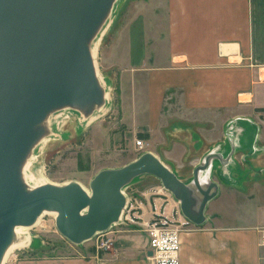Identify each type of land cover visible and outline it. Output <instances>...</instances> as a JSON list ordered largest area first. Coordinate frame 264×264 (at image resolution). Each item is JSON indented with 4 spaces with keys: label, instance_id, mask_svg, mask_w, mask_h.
<instances>
[{
    "label": "crops",
    "instance_id": "1",
    "mask_svg": "<svg viewBox=\"0 0 264 264\" xmlns=\"http://www.w3.org/2000/svg\"><path fill=\"white\" fill-rule=\"evenodd\" d=\"M131 2L123 0L115 14ZM135 4L137 15L125 32L112 37L105 56L116 71L132 79L137 73L143 81L141 92L131 98L129 117L149 134V141L158 143L150 153L164 163L159 153L179 160L194 148L201 157L191 161L192 178L195 168L211 155L210 170L201 176L204 185L208 178L211 181L209 171L223 167L222 161L235 154L264 152V120L254 114L264 108V0H137ZM243 96L249 99L242 100ZM227 112L230 125L241 129L237 139L231 138L226 120L217 125ZM245 166L255 169L243 162L234 169ZM167 167L187 183L176 167ZM145 176L149 175L131 185ZM255 179L241 178L237 191L212 181L218 192L198 226L183 217L178 202L161 183L151 194L145 190L136 213L144 222L157 214L179 226V264H264V247L258 243V229L264 227V193ZM162 191L169 194L166 199ZM118 226L121 235L112 227L107 230L112 241L108 250L95 249L91 239L73 245L74 255L65 264H147L143 230Z\"/></svg>",
    "mask_w": 264,
    "mask_h": 264
},
{
    "label": "water",
    "instance_id": "2",
    "mask_svg": "<svg viewBox=\"0 0 264 264\" xmlns=\"http://www.w3.org/2000/svg\"><path fill=\"white\" fill-rule=\"evenodd\" d=\"M116 1L0 0V263L14 229L33 226L43 212L55 213L57 232L73 245L106 232L125 207L123 189L143 175L159 180L183 217L197 226L217 195L214 182L201 181L211 155L195 168L190 183L150 152L100 170L88 191L75 182L28 188L21 177L23 163L48 134L52 113L68 108L88 117L105 104L91 43Z\"/></svg>",
    "mask_w": 264,
    "mask_h": 264
},
{
    "label": "rangeland",
    "instance_id": "3",
    "mask_svg": "<svg viewBox=\"0 0 264 264\" xmlns=\"http://www.w3.org/2000/svg\"><path fill=\"white\" fill-rule=\"evenodd\" d=\"M136 1L137 0H133V2L126 5L125 8H121L117 15L114 13L113 17H111L113 12L112 8L109 17L91 43L92 49L93 43L99 34L102 33L109 18H111L109 26L94 50V54L92 53L94 55L93 61L96 73L108 87V112L82 130H76L75 124L72 122H65L60 127L62 139L47 142L43 148L44 151H42L36 162L30 167L34 174H36L37 171L41 172L40 179L42 184L64 185L75 182L82 188L89 190L90 180L100 170L120 168L135 160L144 152H152L155 146H159L154 140L149 141L147 137L149 134L141 131L142 129L139 127L138 129L135 121L129 117L130 104L132 105L131 98L134 99V97L141 92L139 88L143 81L139 78L137 73L132 79V76H129L128 73L116 71V69L107 62L105 56V47L111 42L112 37L118 33L125 32L131 19L137 15L138 6L135 4ZM241 99L246 100L249 98L248 96H243ZM131 111H133L132 106ZM254 112L258 120L259 118H263L262 120H264V108H257ZM224 118H219V121H216L217 125L221 126L222 121L226 120L225 125L228 123L226 129L229 131L231 138L235 137V139H237V134H239L238 131L241 130L240 127L230 125L228 121L231 120L232 117L228 112ZM136 123L142 124L139 120L138 122L136 121ZM209 126L212 127L213 124H209ZM46 128L49 134V127L46 126ZM48 134L46 136H48ZM168 138H171L170 135H168ZM137 140L143 141V148H138L136 146L135 143ZM224 145L227 151L229 145L227 142ZM194 151L195 149L193 148V152L183 155L182 159L179 160L178 158L172 157L176 155L159 153V156L164 159L163 164H167L166 166H171L172 168L176 167L179 175L186 178L187 183H190L192 181L191 161H197L201 157V154ZM228 162L229 164L226 166L216 167L213 171H209L212 172L210 177L211 181L217 182L222 188L227 189V187H231L230 189H235V191H237L239 188L236 187L237 183H239L238 180L241 178L248 179L249 177L256 178V181L253 182H259L261 187L260 190L264 193L263 151L254 156L235 154ZM242 162L251 164L257 170H249L248 166L243 167L241 171L234 169L235 165L237 166L238 163ZM35 177H37V175H35ZM38 177H40V175ZM140 180L141 183L130 184L128 188L125 189V194L129 201L128 207H133L135 213L138 210V205L143 200V193L146 192L145 190H148L151 194L155 191V187L160 185L159 180L152 176H145V178H141ZM26 185L28 188H31L27 183ZM167 195L169 194L162 191L161 197L163 199H166ZM168 222L172 225H176L175 222ZM118 227L119 226H113L112 228L118 235H121L122 231L116 230ZM28 233L31 237L30 245L25 248L14 250L8 255L4 264H65V260L70 259L74 255L73 244L70 245L69 242L57 232L54 225V217L52 215L45 214L39 223L29 227Z\"/></svg>",
    "mask_w": 264,
    "mask_h": 264
},
{
    "label": "bare ground",
    "instance_id": "4",
    "mask_svg": "<svg viewBox=\"0 0 264 264\" xmlns=\"http://www.w3.org/2000/svg\"><path fill=\"white\" fill-rule=\"evenodd\" d=\"M122 1L123 0H117L116 1L115 5L113 7V12H112L111 17H113L116 8L118 7V5ZM110 20H111V18H109L107 24L105 25L104 29L102 30V33L99 34V36L97 37V39L93 43V47L91 49V52L93 54H94V50L97 47L102 35L104 34L105 30L109 26V24L111 22ZM93 54H92V56H94ZM94 66H95V64H94ZM98 78H99L100 84L102 85V87H104V90H105V104L102 107L95 109L94 112L88 117H83L77 111L66 108V109H63V110H60V111H57V112L51 114L49 116V118L47 119V126L49 127V131H50L48 136H46L45 138H42L39 141V143L34 148L32 155L29 157L27 162L23 163V165L21 167V177L24 178L25 182L28 185H30L31 188H35V187H38V186L43 185V184L41 183V179H40L41 178V172L37 171L36 174H34V172L31 171L30 167L32 166V164H34L36 162L38 156L42 153V151H44L43 148L47 142H49L51 140L56 141V140L62 139L61 133H60V127L65 122H69V123L72 122L75 124L76 130H82V129L88 127L91 123H93L95 120L99 119L100 117H102L103 115H105L108 112V110H109L108 109L109 108L108 87L104 83V81L100 78V76ZM35 175H37V177L40 175V177L37 178V177H35ZM85 190L88 191L87 189H85ZM45 214L52 215L55 218V213L43 212L37 218L35 225L40 222L41 218ZM28 230H29V227H21V226L16 227L14 229V237H13L10 245L5 250L0 264H4L8 255L10 253H12L14 250L25 248V247H28L30 245L31 237L28 233Z\"/></svg>",
    "mask_w": 264,
    "mask_h": 264
},
{
    "label": "built area",
    "instance_id": "5",
    "mask_svg": "<svg viewBox=\"0 0 264 264\" xmlns=\"http://www.w3.org/2000/svg\"><path fill=\"white\" fill-rule=\"evenodd\" d=\"M138 148H143L144 143L141 140L136 141ZM126 198L125 207L121 213L119 221L113 226L118 225H134L139 226L147 239L149 254L147 256V264H179L180 251V236L181 229L177 225H172L170 222L164 220L159 215H154L149 221H142L138 214L134 212L133 207H128L129 201ZM258 243L264 247V227L258 229ZM94 248L98 250H108L112 244L108 232L96 234L93 238Z\"/></svg>",
    "mask_w": 264,
    "mask_h": 264
}]
</instances>
